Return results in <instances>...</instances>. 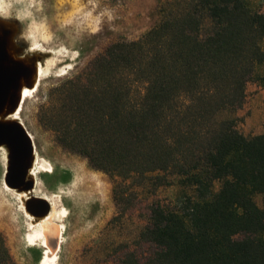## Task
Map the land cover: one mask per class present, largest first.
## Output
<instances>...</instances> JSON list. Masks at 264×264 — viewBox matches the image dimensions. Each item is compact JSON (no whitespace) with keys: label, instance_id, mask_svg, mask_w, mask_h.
<instances>
[{"label":"trees","instance_id":"obj_1","mask_svg":"<svg viewBox=\"0 0 264 264\" xmlns=\"http://www.w3.org/2000/svg\"><path fill=\"white\" fill-rule=\"evenodd\" d=\"M263 40L252 0H171L40 104L58 143L109 175L121 214L153 197L137 237L151 251L122 264H264V133H243L238 113ZM165 187L178 190L168 202ZM0 264H17L1 231Z\"/></svg>","mask_w":264,"mask_h":264},{"label":"rangeland","instance_id":"obj_2","mask_svg":"<svg viewBox=\"0 0 264 264\" xmlns=\"http://www.w3.org/2000/svg\"><path fill=\"white\" fill-rule=\"evenodd\" d=\"M169 1L0 0V33L3 28L10 30L13 54L30 62L48 58L51 68L38 90L24 102L21 120L36 143L39 157L35 170L40 169L42 160L52 166V171L38 173L36 192L50 197L55 193L59 208H67L64 242L54 264H122L127 251L140 256L151 251V246L139 243L137 237L149 221L153 197L134 196L121 214L123 206L118 207L113 198L109 175L61 146L54 132L39 122L38 112L52 87L84 69L112 42L141 37L162 18ZM252 3L264 11V0ZM35 45L54 50V61H50V53L32 49ZM262 47L264 50V40ZM259 72L260 76L248 82L246 101L238 111L243 118L239 128L247 135L264 133V64ZM11 161L9 147L1 144L0 231L17 264H39L43 247L31 246L25 239L26 217L18 199L4 187ZM177 193V188L165 187L155 197L168 202ZM256 199L261 203L260 196Z\"/></svg>","mask_w":264,"mask_h":264},{"label":"bare ground","instance_id":"obj_3","mask_svg":"<svg viewBox=\"0 0 264 264\" xmlns=\"http://www.w3.org/2000/svg\"><path fill=\"white\" fill-rule=\"evenodd\" d=\"M34 48L50 53L52 55L49 57L50 61H54L56 56L54 50L40 48L36 45L32 46V49ZM8 53L10 58L18 59L11 51L10 43ZM22 61L29 68L30 72L22 75L19 79L18 86L11 90L6 104L0 111V121H11L20 125L29 139L32 152L25 163L23 181L16 186L9 184L6 181L9 173V167H7L3 183L6 190L10 191L18 199L20 210L26 217L25 239L31 246L39 244L43 247V255L39 264H54L58 250L64 242V221L67 216V208H59V199L55 198V193L50 197L48 194L41 195L36 192L38 173L50 172L52 171V166L45 160H42L38 162L40 163V169L38 171L35 170V165L39 157L36 143L32 133L21 120V111L24 102L38 90L42 78L50 72L51 68L48 65V58L44 60L38 59L35 62ZM68 67L71 68V65Z\"/></svg>","mask_w":264,"mask_h":264},{"label":"water","instance_id":"obj_4","mask_svg":"<svg viewBox=\"0 0 264 264\" xmlns=\"http://www.w3.org/2000/svg\"><path fill=\"white\" fill-rule=\"evenodd\" d=\"M10 30L0 33V111L22 75L30 72L22 60L9 57ZM6 144L11 153V166L6 181L16 186L23 181L24 167L32 149L24 129L11 121H0V145ZM31 185V184H30Z\"/></svg>","mask_w":264,"mask_h":264}]
</instances>
